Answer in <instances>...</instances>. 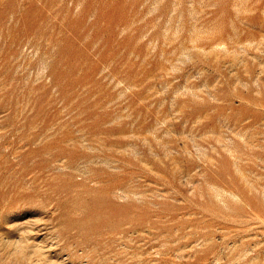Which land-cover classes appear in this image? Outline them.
Listing matches in <instances>:
<instances>
[{"label": "rangeland", "instance_id": "1", "mask_svg": "<svg viewBox=\"0 0 264 264\" xmlns=\"http://www.w3.org/2000/svg\"><path fill=\"white\" fill-rule=\"evenodd\" d=\"M0 264H264V0H0Z\"/></svg>", "mask_w": 264, "mask_h": 264}]
</instances>
